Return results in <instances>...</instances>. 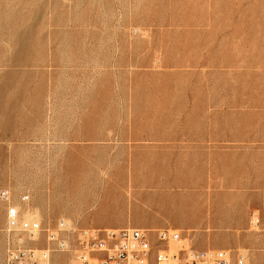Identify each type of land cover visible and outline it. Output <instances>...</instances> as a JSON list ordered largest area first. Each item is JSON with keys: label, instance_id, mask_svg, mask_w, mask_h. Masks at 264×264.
Segmentation results:
<instances>
[{"label": "rangeland", "instance_id": "rangeland-1", "mask_svg": "<svg viewBox=\"0 0 264 264\" xmlns=\"http://www.w3.org/2000/svg\"><path fill=\"white\" fill-rule=\"evenodd\" d=\"M2 188L264 264V0H0Z\"/></svg>", "mask_w": 264, "mask_h": 264}, {"label": "built area", "instance_id": "built-area-1", "mask_svg": "<svg viewBox=\"0 0 264 264\" xmlns=\"http://www.w3.org/2000/svg\"><path fill=\"white\" fill-rule=\"evenodd\" d=\"M0 200L7 203L5 264H50L54 253L68 254L69 264H231L228 251L196 250L182 243L177 229L83 227L66 219L46 229L48 246L38 248L31 242L43 229L30 194L22 193L18 202L2 188ZM24 212L33 218L24 219ZM171 242L180 244L177 250L167 246Z\"/></svg>", "mask_w": 264, "mask_h": 264}, {"label": "crops", "instance_id": "crops-1", "mask_svg": "<svg viewBox=\"0 0 264 264\" xmlns=\"http://www.w3.org/2000/svg\"><path fill=\"white\" fill-rule=\"evenodd\" d=\"M0 212H1L0 227L3 226V224H5V227H6V224H7V203L3 202L1 200H0ZM177 214L178 215H175V217L173 218L174 220H181V219L185 218L184 215H186V216L190 215V214H185V213L183 214V212L181 213L179 211L177 212ZM200 218H201V216L197 215V214L190 215L189 223L194 224ZM101 228H112V227H101ZM122 228H125V227H122ZM141 228H149V227H141ZM4 232H5V229H4ZM2 239H3V242H1V240H0V247L2 248V253H3V250H4V256H3L2 264H5V241H4V237H2Z\"/></svg>", "mask_w": 264, "mask_h": 264}, {"label": "bare ground", "instance_id": "bare-ground-1", "mask_svg": "<svg viewBox=\"0 0 264 264\" xmlns=\"http://www.w3.org/2000/svg\"><path fill=\"white\" fill-rule=\"evenodd\" d=\"M170 244H175V243L171 242Z\"/></svg>", "mask_w": 264, "mask_h": 264}]
</instances>
